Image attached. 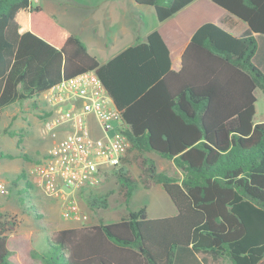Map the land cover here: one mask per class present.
Instances as JSON below:
<instances>
[{
    "label": "trees",
    "instance_id": "obj_1",
    "mask_svg": "<svg viewBox=\"0 0 264 264\" xmlns=\"http://www.w3.org/2000/svg\"><path fill=\"white\" fill-rule=\"evenodd\" d=\"M134 1L151 6L163 21L192 0ZM211 1L264 35V0ZM256 49L253 36L237 37L205 22L191 35L178 70L171 69L157 29L101 62L41 5L0 0V111L93 70L128 124L129 146L110 174L118 196L128 202L139 183L160 184L176 208L173 215L149 218L142 205L114 222L54 230L39 260L174 264L177 249L190 247L202 264H222L221 257L264 264V121L254 122L255 90L264 94V73L253 63ZM31 103L37 108L35 99ZM4 133L20 136L18 143L22 137ZM149 152L172 160L182 176L158 170ZM129 158L138 175L125 166ZM21 182L25 190L33 186L23 170L11 179L9 195L22 193ZM88 202L106 208L108 195ZM16 225L15 217L0 213V264H13L6 238Z\"/></svg>",
    "mask_w": 264,
    "mask_h": 264
},
{
    "label": "rangeland",
    "instance_id": "obj_2",
    "mask_svg": "<svg viewBox=\"0 0 264 264\" xmlns=\"http://www.w3.org/2000/svg\"><path fill=\"white\" fill-rule=\"evenodd\" d=\"M54 7L53 14L57 21L74 32L88 46L91 43L101 45L98 58H108L115 50L123 46L135 30L145 31L156 23L154 10L149 5L136 4L134 0H45ZM137 23V24H136ZM136 24V26H135ZM136 27V29H135ZM256 113L254 119L264 116V95L256 91ZM36 100L37 108L31 104ZM47 109L43 95L28 99L21 103H14L0 111V151L11 157H0V180L10 185L11 179L19 172L25 171L32 187L25 190L20 183L22 193L14 191L0 199V213L15 217L17 225L7 234L6 246L10 251H24L28 253V263L43 264L39 254L48 250L47 237L52 231L79 226L83 223L67 220L62 217L66 200L50 197L37 186L34 176L29 170L30 160L46 154L54 140L63 136V132L44 130L43 120L39 113ZM15 131L20 136H9L4 130ZM22 153L28 155L24 158ZM158 170H164L172 176H179L178 171L169 159L163 158L155 152L149 153ZM41 158V157H40ZM134 175L140 172L139 167L129 158L125 165ZM133 191L128 202H124L117 194L118 182L115 176L105 175L99 185L92 188V192L81 195L75 191L73 196L80 209L88 215L90 222H114L125 216L129 210H136L142 205L147 206L148 216H158L173 212V206L165 196L160 184H151L145 189L141 183ZM66 191L70 189L65 188ZM108 195L106 208H91L88 200L93 196ZM21 252V251H20ZM23 253V252H21ZM17 260V259H16ZM222 264H231L226 257L219 258Z\"/></svg>",
    "mask_w": 264,
    "mask_h": 264
},
{
    "label": "built area",
    "instance_id": "obj_3",
    "mask_svg": "<svg viewBox=\"0 0 264 264\" xmlns=\"http://www.w3.org/2000/svg\"><path fill=\"white\" fill-rule=\"evenodd\" d=\"M41 95L47 104L46 112L40 111L44 130L53 135L59 130L63 136L29 173L45 194L66 200L64 219L85 223L88 215L69 197L99 185L120 165L129 146L128 124L93 70L61 79ZM8 195L9 185L0 180V199Z\"/></svg>",
    "mask_w": 264,
    "mask_h": 264
},
{
    "label": "crops",
    "instance_id": "obj_4",
    "mask_svg": "<svg viewBox=\"0 0 264 264\" xmlns=\"http://www.w3.org/2000/svg\"><path fill=\"white\" fill-rule=\"evenodd\" d=\"M31 2L33 4L41 5L46 12L54 16L53 14L54 7L52 6L50 2L45 1V0H31ZM205 22H213L219 25L220 27H222L224 30L230 32L231 34L237 37L247 36V35L253 36L257 43V49H256L255 54L253 55L252 60H253V63L264 73V35L260 33L252 32L249 29V26L247 25L245 21L227 12L225 9L216 5L211 0H192L187 5H185L183 8H181L176 13H174L172 16H170L169 18L163 21H158L156 19L155 25L152 26L151 28L145 31H142V32L139 31L138 29L135 30L136 32L133 33L131 36H129L130 38L127 40V42H125L123 46L115 50L113 54L109 56L108 58H98L97 55L99 54L101 45L96 44V43H91L90 46H88L86 43L85 44L88 48V51L91 54H93L99 61L104 62L108 60L109 58H111L113 55H115L117 52L121 51L122 49L126 48L129 45L134 44L137 38H143L151 30L157 29V31L159 32L163 42L165 43L169 51L171 69L178 70L181 65L182 53L187 43L189 42L191 35L201 24ZM256 91L257 90H255V97L257 101ZM46 110L47 109H41L40 111L46 112ZM255 113H256V102H255ZM39 115H41V112L39 113ZM41 118L42 120H44L43 117ZM262 121H264V116H262L258 120L254 119L255 123L262 122ZM149 153H147L148 156H150ZM44 155L45 154H41L40 156L31 159L30 163L32 164L34 161H36V159H40V157H43ZM170 162L173 164L172 160H170ZM176 170L178 171L179 173L178 177L180 178L182 176L181 170H179L178 168H176ZM161 171H164V170H161ZM150 187L151 185L148 188ZM148 188H145V189H148ZM160 189H162L165 196L171 202L173 206V212H170L169 214L158 215V216H148L147 214L149 218L170 216L176 213V208L174 204L172 203V201L170 200V198L168 197V195L166 194L162 186H160ZM88 224H94V222H90ZM23 249L24 248L20 249V251L23 253H21L20 251L16 252L15 250L11 251L9 258L13 262V264L28 263L27 251L29 248L27 249V251H24ZM174 264H202V262L199 259V257L190 249V247H180L176 251Z\"/></svg>",
    "mask_w": 264,
    "mask_h": 264
}]
</instances>
